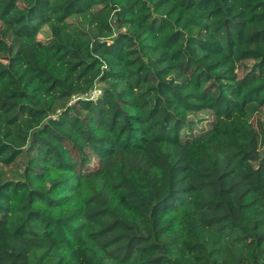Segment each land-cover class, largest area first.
Masks as SVG:
<instances>
[{"label": "trees", "instance_id": "trees-1", "mask_svg": "<svg viewBox=\"0 0 264 264\" xmlns=\"http://www.w3.org/2000/svg\"><path fill=\"white\" fill-rule=\"evenodd\" d=\"M0 264H264V0H0Z\"/></svg>", "mask_w": 264, "mask_h": 264}, {"label": "built area", "instance_id": "built-area-1", "mask_svg": "<svg viewBox=\"0 0 264 264\" xmlns=\"http://www.w3.org/2000/svg\"><path fill=\"white\" fill-rule=\"evenodd\" d=\"M99 93H100L99 89H93L91 91V93L89 94V96L84 95V96H82V98H85V97H87V98H95Z\"/></svg>", "mask_w": 264, "mask_h": 264}, {"label": "rangeland", "instance_id": "rangeland-1", "mask_svg": "<svg viewBox=\"0 0 264 264\" xmlns=\"http://www.w3.org/2000/svg\"><path fill=\"white\" fill-rule=\"evenodd\" d=\"M92 89H99L98 84L94 82L93 88Z\"/></svg>", "mask_w": 264, "mask_h": 264}]
</instances>
